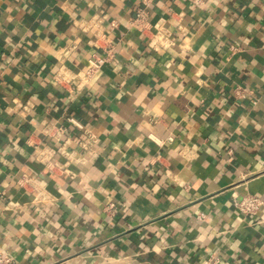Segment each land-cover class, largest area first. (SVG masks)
<instances>
[{
    "label": "crops",
    "instance_id": "1",
    "mask_svg": "<svg viewBox=\"0 0 264 264\" xmlns=\"http://www.w3.org/2000/svg\"><path fill=\"white\" fill-rule=\"evenodd\" d=\"M248 193L264 197V0H0L12 264H264Z\"/></svg>",
    "mask_w": 264,
    "mask_h": 264
},
{
    "label": "built area",
    "instance_id": "2",
    "mask_svg": "<svg viewBox=\"0 0 264 264\" xmlns=\"http://www.w3.org/2000/svg\"><path fill=\"white\" fill-rule=\"evenodd\" d=\"M196 2H203L204 0H194ZM146 19V11L145 10H139L137 17L135 19L136 22L141 23L144 22ZM111 48L108 49V52L110 53ZM106 58H100L95 57L91 58L90 61V68L88 72H92L95 69H98L101 67V65L104 63ZM235 207L243 212V213H256L262 205H264V197H260L254 194H245L241 196L240 198L235 199L234 201ZM0 264H12V258L3 252H0Z\"/></svg>",
    "mask_w": 264,
    "mask_h": 264
}]
</instances>
